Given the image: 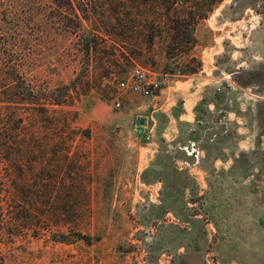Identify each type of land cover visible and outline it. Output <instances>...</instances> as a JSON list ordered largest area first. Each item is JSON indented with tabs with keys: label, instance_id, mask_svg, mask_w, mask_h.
I'll return each instance as SVG.
<instances>
[{
	"label": "rangeland",
	"instance_id": "obj_1",
	"mask_svg": "<svg viewBox=\"0 0 264 264\" xmlns=\"http://www.w3.org/2000/svg\"><path fill=\"white\" fill-rule=\"evenodd\" d=\"M29 3L0 0V67L15 40L26 57L34 46L66 103L0 149V264H264V0H223L180 56L166 29L137 35L129 20L185 8L122 10L132 61L120 68L101 41L83 56L57 8ZM136 69L151 96L121 88Z\"/></svg>",
	"mask_w": 264,
	"mask_h": 264
},
{
	"label": "trees",
	"instance_id": "obj_2",
	"mask_svg": "<svg viewBox=\"0 0 264 264\" xmlns=\"http://www.w3.org/2000/svg\"><path fill=\"white\" fill-rule=\"evenodd\" d=\"M29 4H38L46 1L48 5L57 8L52 16L53 23L65 33L79 38L80 52L88 59L101 55V46L98 41L105 45V49L112 48L113 53L107 55L110 64L120 68L121 61L130 63L132 57L129 55L130 40L127 35L129 29L138 35L139 30L161 29L162 33L170 36L169 48L173 47L178 56L184 51L193 50L196 46L194 30L199 21L208 17L223 0H26ZM158 7L160 9L175 10L179 6L185 8L183 14H178L169 23H152L149 20L140 22L129 20L127 13L123 15L122 10L133 11L139 8ZM30 13L28 17H32ZM33 17H36L35 15ZM37 21L39 19L36 18ZM131 21L133 29L127 24ZM27 21V18H26ZM90 26V31L85 29ZM22 30H19L23 33ZM25 31V30H24ZM18 34V33H17ZM38 34V32H37ZM33 35V34H32ZM32 35H29L32 36ZM162 35V34H161ZM22 36L20 39H22ZM19 38V37H18ZM33 38V37H32ZM29 40V39H27ZM34 40V39H33ZM35 41V40H34ZM155 41V36L150 42ZM22 40H15L12 46V54L8 53L7 60L0 67V149L9 144L12 134L19 133L24 128L23 122L45 123L55 121L51 108L62 106L66 102L54 100L50 96L51 81H43L42 74L38 71L35 63L36 52L34 46L29 50V56L23 55L26 44ZM109 45V46H107ZM7 54V53H6ZM13 54L19 59H13ZM21 54V55H20ZM169 54V50H168ZM20 55V56H19ZM29 62V63H28ZM30 63H32L30 65ZM198 63V62H197ZM197 68L190 67L189 73H195ZM46 84V85H45ZM45 85V86H44ZM47 94V98L42 96ZM29 107V110L26 108ZM26 109V110H25ZM28 111V112H27ZM30 122V123H31ZM45 127L37 128V131ZM36 131V132H37ZM32 134L33 145L39 141L38 133Z\"/></svg>",
	"mask_w": 264,
	"mask_h": 264
},
{
	"label": "built area",
	"instance_id": "obj_3",
	"mask_svg": "<svg viewBox=\"0 0 264 264\" xmlns=\"http://www.w3.org/2000/svg\"><path fill=\"white\" fill-rule=\"evenodd\" d=\"M133 74H134V77L136 78V83L129 86V84L127 82H122L120 84L121 88H123L124 90H130L131 92H133L135 94H142L144 96H151L153 94L152 89L149 87L143 88L141 86V83L145 79V75H144L143 71L136 69ZM117 106L119 107L120 104L118 103Z\"/></svg>",
	"mask_w": 264,
	"mask_h": 264
},
{
	"label": "water",
	"instance_id": "obj_4",
	"mask_svg": "<svg viewBox=\"0 0 264 264\" xmlns=\"http://www.w3.org/2000/svg\"><path fill=\"white\" fill-rule=\"evenodd\" d=\"M145 124V121L144 120H141L140 121V125L143 126Z\"/></svg>",
	"mask_w": 264,
	"mask_h": 264
}]
</instances>
